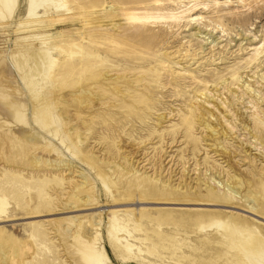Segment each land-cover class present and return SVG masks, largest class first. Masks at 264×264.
Here are the masks:
<instances>
[{
	"label": "rangeland",
	"instance_id": "374dc122",
	"mask_svg": "<svg viewBox=\"0 0 264 264\" xmlns=\"http://www.w3.org/2000/svg\"><path fill=\"white\" fill-rule=\"evenodd\" d=\"M132 1L67 0L64 12L49 17L39 10L35 19L20 0L13 25L43 34L52 58L40 97L25 91L31 120L37 109L45 116L52 106L69 140L44 132V143L25 147L0 108V199L6 203L0 229L30 247L13 261L7 258L17 246L0 247V264H85L72 236L87 232V221L97 224L110 264H233L231 219L245 218L253 229L264 225V0ZM186 7L193 10L177 24L128 18ZM14 30L0 31L8 59ZM0 65V103L3 95L19 98L21 78ZM224 125L232 131L226 136ZM60 142L64 155L54 151ZM71 142L80 151L73 164L66 151ZM80 169L91 177L89 201L69 203L82 192ZM120 171L125 176L117 181ZM101 175L115 187H106ZM134 176L155 196L146 192L136 201L128 195ZM227 176L242 185L241 199L220 185ZM248 190L261 195L254 214L243 198ZM206 210L225 215L221 228L200 229L194 212ZM109 212L124 228L119 234Z\"/></svg>",
	"mask_w": 264,
	"mask_h": 264
},
{
	"label": "bare ground",
	"instance_id": "6f19581e",
	"mask_svg": "<svg viewBox=\"0 0 264 264\" xmlns=\"http://www.w3.org/2000/svg\"><path fill=\"white\" fill-rule=\"evenodd\" d=\"M66 1L67 0H27L28 16L38 19L36 17L38 16L39 10H43L45 11V13L51 14L49 15V17H52V14H60L66 9ZM147 1L148 0H133L130 4L133 5L137 3H144ZM180 3L183 4L182 1H180ZM96 4V1L92 2V5H94L95 7L97 6ZM19 5L20 0H0V31H5L7 28H9V26L15 27V30L13 31V34H15L14 40L12 42L13 44L10 46V49L7 50L9 53V59L7 58L8 54L5 53V49L0 48V64L4 66L2 68L3 70L9 68L8 70H11L12 72H14L15 75L17 74L21 78L20 84H22L21 86L23 92L20 93V96H18L19 98H9L7 95H3L1 97L2 103H0V108L4 115L8 118V120L13 122L15 126H17L16 132H18L20 140L23 141V146H25V142L29 144L28 141H34L41 145L42 143H44V132L52 136L51 138L49 137L50 139H55L57 136L58 138H60V135H62L61 139L63 141L65 139L69 140V134L67 133V131H65V129L63 130V120L60 116H57L55 114L54 108L52 106L49 107V112H45V116L44 109H37L35 115H33V121L31 120L29 101H32V99L28 98L25 91H27V94L33 97L36 101L40 97V94L38 97L36 96L37 92L41 90V88L49 85V75L52 69V58L50 55L51 48H49L47 44L43 41V34H40L38 31H33L32 33L26 34L24 33V31L26 30L25 28L20 25H13L12 20L15 17V14L17 13ZM180 8L181 6L177 8V10H179ZM191 10L193 9L186 7L181 12L178 11L174 13L166 11L167 13L163 14L162 16L151 12H134L133 14H128V18L136 22H142L145 20L152 19L155 21H170L173 24H177L183 19V15L189 13ZM122 11L124 12L125 9H123ZM171 11L176 10L171 9ZM22 34L24 35L21 36ZM7 63L9 67L6 65ZM248 103L253 104V102ZM208 113L209 117H213V114L209 108ZM200 125H203L204 128L207 129L211 137L216 135L215 128L211 127L208 123L201 122ZM222 131L223 136H226L228 131H231V129H229L227 125H224L222 126ZM76 138L77 142L80 143L81 134L77 132ZM61 142L58 143L61 149L59 148L58 150H54L55 152L59 151L57 152V154H61L62 152L60 151L64 150ZM78 146L79 145H75L73 142H71L69 143V149L66 150L67 153L71 155L68 161L71 164L75 163L74 157L80 152ZM53 162L55 163L56 160ZM37 163L38 161L34 157L33 160L30 162V167L32 168V166H36ZM54 165L55 164L52 165L51 162H47V167L53 168ZM114 169L117 168H113V170ZM116 176L118 177L117 181H122L125 175L121 174L120 171V173H117ZM79 177L81 179L80 186L82 187L81 195L76 196L74 194H71L69 196V203H72L71 200L86 202L89 201V194L85 191H88V189H90L91 187V177H86L84 170L80 171ZM101 178L103 184L106 187H109V185L113 188L115 187V182H112L107 177H103L102 175ZM220 185L226 188V191L229 192L231 195H234L236 199L238 197L239 199L242 198V185L235 176H227V178L224 179V184L220 183ZM248 185H250L249 182ZM208 186L214 189L213 179L209 180ZM262 191L264 197V189ZM126 192L128 193V195H132L133 197H135L136 201L140 199L141 194H143V196L146 195V192L149 196H155L154 190L148 184V182L139 179V177L137 176H134L133 179L127 181ZM208 197L217 198V196L213 193H210ZM243 198L246 199V201L248 202L250 206V211L253 212V214L256 213L255 209L259 207V200L261 199V195H258L256 192L248 190ZM5 205V201L0 199V214L3 212ZM194 213V220L198 223V226L202 230L211 229L212 227L221 228L223 226V222L221 221V219H226L225 215H223L220 211L215 210L195 211ZM261 213L264 214V206L261 208ZM113 215L114 213L112 212L108 213L109 220H113L114 225L118 228L112 226V230L115 234H119L124 228L117 224V220ZM82 223L83 221L79 222L78 225L82 226ZM87 223L90 227L87 232L85 231V229H82L83 231L81 235H75L76 231H74L73 236L72 234L70 235L74 237V240L76 241L79 250L84 253V263L110 264L108 262V258L104 251V248L100 243L101 239L97 224L93 221H87ZM228 227L230 248L235 250V261L233 262V264H264V225H261L260 229H253L252 224L245 218H242L241 220L231 219V223L228 225ZM1 232L3 234V237H0L2 239L0 247L4 246L9 250H13V248L15 249L14 246H17L14 255L12 256L13 252L9 254V257L7 258L9 261H13V257H17V259H20L21 257L25 256L26 252L30 250V247L28 248L26 243L21 244L18 238L11 237L9 234L6 233V230H1Z\"/></svg>",
	"mask_w": 264,
	"mask_h": 264
}]
</instances>
